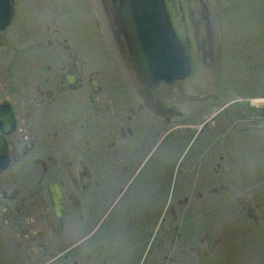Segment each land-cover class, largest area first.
I'll list each match as a JSON object with an SVG mask.
<instances>
[{"label": "flooded vegetation", "instance_id": "1", "mask_svg": "<svg viewBox=\"0 0 264 264\" xmlns=\"http://www.w3.org/2000/svg\"><path fill=\"white\" fill-rule=\"evenodd\" d=\"M165 3L189 72L149 83L122 0H0V264H82L75 234L99 222L117 240L109 253L102 242L104 264H218L221 236L190 195L233 192L221 173L237 149L251 153L254 127L264 153V102L253 123L236 110L248 92L223 85L226 51L251 67L256 43L251 31L226 42L220 0ZM172 161L183 163L175 197ZM242 190L257 229L233 242L246 243L245 264H264V171Z\"/></svg>", "mask_w": 264, "mask_h": 264}, {"label": "rangeland", "instance_id": "2", "mask_svg": "<svg viewBox=\"0 0 264 264\" xmlns=\"http://www.w3.org/2000/svg\"><path fill=\"white\" fill-rule=\"evenodd\" d=\"M80 11V8H77ZM220 11L224 15V20L227 23L225 24V35L224 38L228 44H245L248 35L251 31V43L255 41V46L253 47L254 55H258V61L252 63L251 67L245 66L244 57L241 58V63L233 60L231 55V50L226 51L225 57L227 64L231 65L232 69L230 72H225L228 75V78L224 82V90H227L229 93L227 97L232 96L233 94H241L246 96L248 92V98H251V103L247 102L248 99H239L238 102L246 103V106L237 104L236 110L241 116H250L253 123H260V111L262 107V94H264V57L261 55V51L264 48V0H220ZM251 22V23H250ZM77 24V29L79 28ZM249 38V37H248ZM262 43V46H261ZM229 49V48H228ZM249 77V78H248ZM232 92V93H231ZM234 92V93H233ZM236 93V94H235ZM246 95H245V94ZM257 99V101H254ZM246 101V102H245ZM224 121H221V129L226 128ZM229 134L234 133L233 128H229ZM253 129L252 136V150L251 153L241 152L237 149V154L239 155L238 161L235 163H230L231 172L221 173V175H226L223 180L229 182L232 191L231 193L224 191H219L214 194H208L207 192L200 197L199 195H190L191 206L204 205L205 214L203 217L204 224L212 225L216 227V233L221 236L220 247L218 248L213 259L218 262V264H227L229 262H234L236 264H245L246 260L249 259L248 251L246 248V243H238L235 245L233 238L235 235H246L251 234V229H257V226L251 225L250 219L246 216L245 212L241 210L240 203L243 202L240 197L245 192L242 190L244 186L249 184L250 178H255L260 176L261 172L264 171V153L261 151V143L257 134L259 132ZM235 134V133H234ZM236 137V135H234ZM236 139H238L236 137ZM236 139H234V145H237ZM242 154V157L240 155ZM245 155V156H244ZM146 163L145 165H147ZM170 170L173 172L172 183H173V197L175 188H177L180 181L178 175H182V166L176 161L169 163ZM213 164L205 163L200 169V174H204L205 177L209 176L212 171ZM223 166L228 168L229 164L222 163L219 167V170L222 171ZM226 168V170H228ZM177 176V177H176ZM199 180V179H198ZM213 179L205 178L203 182L207 185L213 183ZM135 178L131 177V182L129 187L132 189L135 185ZM213 204V205H212ZM110 205V204H109ZM120 205V201L115 199L110 208V213L115 211ZM200 207V206H199ZM107 209H105L106 211ZM195 210V209H194ZM193 211V210H191ZM108 213L106 217L110 214ZM106 220V219H105ZM105 222V221H104ZM215 222V223H214ZM251 228L249 230V227ZM102 223L99 222L95 226L92 232L89 231L90 227H83L81 230L77 231L75 236L76 238L81 237L80 241V254L79 259L82 260V264H104L101 260L102 258V242L106 244V251L109 253L112 249H117V240L116 236H105L106 233L102 231ZM89 231V232H88ZM258 233L261 231L258 230ZM97 236V237H96ZM245 239V238H244ZM89 241H92L94 245L95 255L87 256L85 253V248L88 247ZM258 245H261L260 243ZM106 255V254H105ZM212 261V259H210ZM189 264H192L189 262ZM207 264V262H205Z\"/></svg>", "mask_w": 264, "mask_h": 264}, {"label": "water", "instance_id": "3", "mask_svg": "<svg viewBox=\"0 0 264 264\" xmlns=\"http://www.w3.org/2000/svg\"><path fill=\"white\" fill-rule=\"evenodd\" d=\"M143 77L159 83L189 72V62L170 23L165 0H122Z\"/></svg>", "mask_w": 264, "mask_h": 264}, {"label": "bare ground", "instance_id": "4", "mask_svg": "<svg viewBox=\"0 0 264 264\" xmlns=\"http://www.w3.org/2000/svg\"><path fill=\"white\" fill-rule=\"evenodd\" d=\"M254 101H257V99H254Z\"/></svg>", "mask_w": 264, "mask_h": 264}]
</instances>
